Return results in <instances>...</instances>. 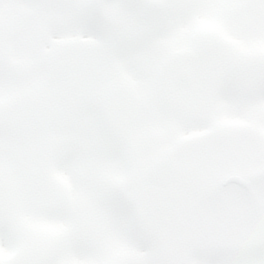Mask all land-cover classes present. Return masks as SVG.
Segmentation results:
<instances>
[{
	"label": "snow or ice",
	"instance_id": "1",
	"mask_svg": "<svg viewBox=\"0 0 264 264\" xmlns=\"http://www.w3.org/2000/svg\"><path fill=\"white\" fill-rule=\"evenodd\" d=\"M0 264H264V0H0Z\"/></svg>",
	"mask_w": 264,
	"mask_h": 264
}]
</instances>
